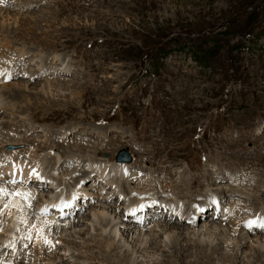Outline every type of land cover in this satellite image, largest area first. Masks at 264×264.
<instances>
[{"label": "rangeland", "instance_id": "obj_1", "mask_svg": "<svg viewBox=\"0 0 264 264\" xmlns=\"http://www.w3.org/2000/svg\"><path fill=\"white\" fill-rule=\"evenodd\" d=\"M153 45L160 52H150ZM20 50L25 51L22 57ZM54 55L62 58L60 65L52 63ZM193 55L203 59L195 60ZM4 65L12 77L0 82V107L5 104L8 109L0 115V143L12 139L21 143L5 144L0 164L6 165L9 156L5 155L13 148L26 163L31 159L32 165L34 158H42L45 166L49 162L47 168L54 165L44 156L51 157L48 154L59 153L66 160L52 174L56 188L48 184L39 189L43 182L33 186L36 202L41 196H54L62 187L66 193L78 175L80 189L95 183L92 196L84 194L78 202L81 207H72L77 211L59 217L61 222L84 221L79 224L89 230L82 239L73 240L78 251L72 257L67 253L66 260L59 252L62 261L57 259L55 264H105L103 255H108L107 264H126L124 259L115 260L116 249L88 248L89 239L96 235L88 227L92 210L117 211V206L123 210L122 201L137 192H161L159 187L173 180L185 188L180 209L196 202L201 207L212 204L216 197L217 216L222 208L232 216L231 224L223 228L213 207H205L207 214L199 224L205 223L198 228H208V233L199 232L194 238L202 235V241H197L202 243L201 255L193 248L182 250L181 255L188 257L181 264H221L220 252L205 248L218 244L224 248L222 253L235 256L236 264H264V256L255 261L248 248L251 244L259 250L264 245L262 233L259 243L250 232L242 249L235 247L241 230L248 231L243 219L256 220L264 210V0H0V71ZM28 73L35 79L28 78ZM24 84L29 88L19 91L20 96L5 95L4 86ZM77 144L85 146L84 152L76 150ZM120 150L128 155V160L119 158L128 165L126 183H133L129 187L136 193L131 195L128 189L121 200H107L115 192L104 181L99 186V171L85 179L79 171L86 161L96 162L94 157L112 166ZM55 166L47 170L51 173ZM114 178L121 183V177ZM27 183L29 179L20 185ZM221 189L224 193H219ZM167 190L163 187L162 192ZM51 201L48 204L53 207ZM30 208L29 217L34 219L37 215ZM160 215L161 219L154 216L144 223L143 233H163L159 226L164 212ZM115 217L114 221H122ZM177 226L183 230L177 248L183 249L187 237H194L191 224L182 220ZM159 237L157 243L163 246L166 237ZM83 244L88 250L81 248ZM22 248L17 249L16 264H44L43 259L33 262L31 252L26 254ZM44 249L42 258L45 253L53 257L55 248ZM156 250L149 249L134 262L164 259L163 264H175L180 254L171 260V254L159 256ZM0 252L4 258L8 249L0 248Z\"/></svg>", "mask_w": 264, "mask_h": 264}, {"label": "bare ground", "instance_id": "obj_2", "mask_svg": "<svg viewBox=\"0 0 264 264\" xmlns=\"http://www.w3.org/2000/svg\"><path fill=\"white\" fill-rule=\"evenodd\" d=\"M20 52L22 53V54H20L22 57L24 55L25 51L20 50ZM8 62H7V64H8ZM52 63L55 66L60 65L62 63V58L58 55H54V61H52ZM8 66H9V64H8ZM63 66H62V68L64 69ZM38 68H39V66L37 67V69ZM67 69L65 68V71ZM28 74L30 75V76H28V78L33 77V76H31L32 75L31 73H28ZM11 77H12V74H10V71H8V69L4 65V67L2 68V71H0V82L3 83L5 80L10 79ZM33 79H35V77H33ZM47 85H49V84H47ZM15 86L14 87H12L10 85L4 86L3 88L7 91L5 93V95L8 94V96L10 95L11 97H13V96L15 97L16 95L18 96L20 94L19 91H22V90L26 91L25 89L29 88L25 84H24V86L18 85L17 88ZM49 86H48V89H50ZM44 93H48V92H44ZM2 97L0 96V98H2ZM6 100H7V98H6ZM7 110H6L5 104L1 105L0 115L7 113L6 112ZM0 123H2V122H0ZM15 125H16V123H15ZM1 127L5 128V127H7V124H5L4 126H1ZM69 130L71 131L73 129H69ZM91 136H94V133ZM95 136H96V133H95ZM8 143H9V145L10 144L18 145L19 143H21V141L18 139L1 141L0 151L4 150V148H3L4 145L8 144ZM77 146L79 148L81 147V149H78V147H75L76 150H80V151H83V148L85 147V146H82L79 144H77ZM10 152H13V153L16 152V155H12V154H10ZM31 152H32L33 156L34 155L37 156V154H34L35 153L34 150H31ZM2 153L4 154L6 152L3 151ZM18 154H20V152L17 151V148L11 149L5 155L6 158L9 156V159L6 161V165L0 164V180L3 179L5 181L3 186H1V184H0V189L4 190L3 192H0V248L8 249V254L6 256L8 257V262H12V264L15 263V258L18 255L17 249L21 248V247H23V248H25V247L26 248H34L33 251H28L27 249L22 248V250L26 254L31 252V254L33 255L32 257L35 259L33 262H37L40 259H43L42 261H44V264H55V260L58 259V260L62 261V257H63V260H66V259H68L67 253L71 254L70 257H72L73 254L76 251H78V249H76L77 247L74 248L72 246L73 240L82 239V236L87 235L86 232L89 229L88 230L83 229L79 223L84 222V221H80V220H77L76 222H74L72 220L71 221L70 220L64 221L65 220L64 219L62 221L66 222V223H64V225H62V226L52 225L54 223H51V222H57L58 221L57 219H55L54 216L58 215L59 213H62L63 208L65 211V209L70 207V206H78V204H79L78 202L82 199V197H85L84 194H86V196H89V197L92 196L93 191L91 190V186L95 185V183L92 184V182H91V185L89 187L85 186V189H83V187H82V189H80V187L83 186V184L78 182L79 180L77 178H79V175L77 178L74 177L72 179L73 183H71V185L67 187L66 191L67 190L68 191L66 193H63L64 187H62V189L58 188L59 192H56L57 194L61 195L60 197H59V195H57L53 198H50V197H52L51 194H50L51 195L50 197H45V196L39 197L40 200L39 199L38 200H39L40 204L37 207V211L31 210V212H33V213L35 212L37 216L45 217L48 214L45 212H44V214H41V210L42 209L47 210L48 207L51 208L52 206L48 204V201L52 200L51 202H53V205H54L52 208H54V209H52V211L51 210L49 211L50 214H53L51 219H50L51 215H49L50 217H45L42 219H39L37 216H35L34 219H30V217H29L30 214H28L29 209L27 210V213L25 210L27 209L26 207L29 206L32 198L36 196L34 194V190H33L34 188L30 187V185L35 186V185H38V183H42V182L45 183V180H37L36 177L34 175H32L33 170H35L36 173H38L40 177L46 179V183H49V184H51V186L53 185V188H56V187H54V185L57 184V182H55L56 178L54 179L52 177V174L55 175V173L58 172V171L56 172L57 168L62 169L63 168L62 166L65 165L66 160L61 159L62 157L59 153H55L53 155L48 154L51 157L44 155V156H46L47 161H53V164L56 165L55 168L53 167V171L50 173V170L48 171L47 169H49L50 167H52L54 165L49 166L47 168V163H49V162H46V166H45L44 160L41 157L40 158L42 161L41 160L40 161L35 160V158H34V160H33L34 164L33 165L31 164V159H30L28 161V163H29V165L31 164V166L29 167L28 163H26L24 158L20 157ZM1 155L2 154H0V156ZM13 157L14 158L20 157L21 160H15V159H13ZM0 158H2V157H0ZM94 159H97V161L93 162L92 164H91V162L86 161V164L83 165L84 167L80 169L79 173H80V175L83 176V179H85L86 176L88 177L90 174H92L94 172V170L99 171V175H98L99 176L98 178H100L99 179V186H101L103 183L106 182V183L110 184L109 188L115 192V194H113V193L108 194L109 196L105 193V195H107L109 197V198L107 197L108 198L107 200H111L114 198L116 200H121L122 197L125 196L123 194V192H127L128 189L132 190L129 192V194L133 195L136 193L135 191H133L134 187H129V185H131L133 183L130 182L131 184H129V185H127V183H126V180L128 178L126 176V172L128 171L127 170L128 165L126 162L117 161L114 159L117 162H113L112 166L108 167L104 163L101 164L100 158L94 157ZM33 161H32V163H33ZM89 161H90V159H89ZM92 161H94V160L92 159ZM0 162H2V161H0ZM86 165H89V166L86 167ZM42 166H44L45 168H42ZM110 174L112 176L111 178L108 176ZM115 176L121 177V183L114 180ZM133 176L134 175H132V177ZM70 178H72V177H69V179ZM19 179L21 181H23L25 179H29V183H27L26 186L20 185V184L18 185L17 181ZM102 179L104 181L103 183H102ZM93 180H94V178H93ZM13 181H15L14 186H12ZM148 181H151V180H148ZM175 182L178 184V186H174ZM8 184H10V185H8ZM135 184L137 186L138 182H135ZM42 185H44V184H42ZM42 185H39V186H42ZM39 186H37V187L39 188ZM49 187H50V185H49ZM125 187H127V189ZM163 187H164V189L168 188L167 194L162 192ZM58 189H57V191H58ZM159 189L161 192L157 191L154 193H149V192H146L147 190L143 191V192H137L138 194H136L134 196V198H132L128 201H122L123 205L121 207H123L124 211L119 209V206L115 207V208H118L117 211L113 210V211L109 212L108 210H106L107 209L106 207H102L98 210H92V217H91L92 220H90L91 224L88 227L91 230H94L96 232L95 233L96 235H95V237H91L89 239L90 245L88 248L90 249V247L91 248H103L104 247L103 251H105V252L111 248H113L112 251H114V249H116L115 256H114L115 260L120 261V259H124L126 261V264H138L139 262L138 263L134 262L137 260L136 257L138 255L143 256V253L146 254V252L149 249H154V250L157 249L155 254L158 253L159 256H160V253L162 255L164 253L171 254V256H168L169 258H171V260L174 258L175 254H177V252H180V254L176 257L177 262L175 264H181L182 261H180V260L182 258L188 257V255H185V256L181 255L182 250L190 251L187 249L193 248V249L198 250V252L201 255L200 251H202L203 248H201L199 245L202 243L197 242V241H202V235L199 236L198 239H194V238H195V236L200 235L202 232H207L209 230L207 228L204 231H201V228L200 227L198 228L199 225H201V227L204 226L205 222L201 223V224H199V223H200V220L202 218H204V215L207 214V212H205L204 209H201L202 211L200 213H196L195 215H193L194 211L200 210V206H197L198 205L197 202L194 205L191 204L190 207L186 208L185 210L180 209L181 208L180 204L182 203V200L180 198V196H181L180 193L184 192L185 188L181 187V185L176 180H173L171 182V184H168V181H167V183L165 182L163 184V186L161 185L159 187ZM60 190H61V192H60ZM4 192H6V195L4 194ZM169 192H171V193H169ZM219 193H224V190L221 189L219 191ZM162 194L167 195V198H165V196L163 197ZM142 195L146 196V197H143ZM74 197H75V199H74ZM101 197H103V195ZM221 197L222 196H220L219 199L221 201H223L224 198L222 199ZM176 201H178L177 204L179 205L177 207H175V205H174V203ZM212 201H213V203L211 205H209V203L208 204L202 203L203 204L202 207L211 206V207H213V210H215V214H216L217 212H219L220 202L216 197H213ZM36 203L38 204V202H36ZM84 203H86V201ZM165 203L167 204L168 211L165 212L164 215H162L163 217H162L161 225L160 226L158 225L161 232L163 231V233L162 234L156 233L155 231H146L145 233H143L144 223L147 222V220H150V218L156 219V218H154V216L161 219V215L158 216V214H160L161 212L162 213L164 212L163 211L164 210L163 204H165ZM6 205H7V207H5ZM65 205H67V206H65ZM80 205H81V203L79 204V207H81ZM129 205H136L138 207V209L131 210V212L134 216L133 219H131V217L126 214L128 207H130ZM160 206H162V208H159ZM72 209H70L71 212H73ZM223 210L224 209L222 208L221 211L223 212ZM222 212L220 215L217 216V214H216L214 217L217 218L220 216L218 223H220V225H222V227L224 228V226L231 224L230 221H231L232 216H228L227 215L228 212H223V213ZM211 214L212 213H210L209 215H211ZM73 215H74V213H73ZM73 215L71 216V219H72ZM116 215L117 216L119 215L122 218V221H120V222H118L117 220L114 221L116 219V217H115ZM263 217H264V210H261L257 214L256 220H254L255 218H253V217L243 219V222H242L243 228L245 229V227H247L246 229H248V231L244 232V230H241V232L238 234L239 240L237 241V244L235 245L237 250L242 249L241 247H243V245L247 241L250 232L255 233V239L257 240V243H259V240H260L259 233L263 234V239H264V227H261V226H260V228L258 227L259 225H262L264 223V220L262 219ZM182 220L188 221V224L189 223L191 224V229H192L191 233L194 236L191 239L186 236L187 240H188V245H185V248H183V249L177 248L180 241H181V237L183 236V235H181L183 230L181 227L177 226V224L179 222H181ZM235 221H236V225H234V226L236 227L238 219H235ZM250 221L253 222L251 224V226H249ZM58 227H64V228H58ZM133 229H134V231H132ZM212 229L216 230L217 227H213ZM72 231H73V234H70ZM66 232H69V234H67ZM199 232H200V234H199ZM29 235L31 236L30 240L28 239ZM69 235H71V236H69ZM159 236H165L166 237V243H164L163 246L160 245L161 244L160 242H159L160 244L157 243L161 239ZM70 237H73V238H70ZM117 237H119L118 240H116ZM225 237H226V235H225ZM184 238L185 237H183L182 241L184 240ZM227 239L230 240V237H227ZM192 240H194V241H192ZM191 243L193 244V246H191L192 245ZM55 244L57 246L62 244L63 248L62 249L59 248L57 250L58 247H56ZM101 244H103L104 246H102ZM47 246H48V248H55V250L52 249L53 251L51 252V253H53V257H48L49 254L46 255V253L44 252L45 257L42 258L43 253H41V251L42 250L45 251L44 248H47ZM87 246L88 245L83 244L81 248L86 250ZM205 248L210 249V250H208V251H210V253H213V251L215 254H217V252H220V254L222 255V256H220L221 257V264H236V262H234L236 260L235 256H232V255L227 254V253L226 254L222 253L221 251L224 250V248H220V244L210 246L209 248L206 246ZM248 248H250L249 251L252 253L251 256L253 257V259L255 261H259V259L264 256V253L261 254V251H260L261 249L262 250L264 249V245L260 244L259 250H256V249L254 250L253 246L251 247V244L249 245ZM172 249H174V251H172ZM61 250H63V251H61ZM99 250L102 252L101 249H99ZM61 252H63V254ZM58 253L62 257H60L58 255ZM84 253H85V251H84ZM147 255L149 256V254H147ZM77 256H79V254H77ZM107 256L108 255H103V257H102V262H104L105 264L108 263L109 258ZM91 257L92 256H89L90 259H91ZM216 257L218 258V256H216ZM142 258H145V257H142ZM199 259H201V256H199ZM163 261H164V259L161 260L159 263H156L157 261L153 260L151 263H149L148 261L145 260V263L146 264H163L162 263ZM170 261L168 263H170ZM1 262H3L4 264L8 263L0 255V264H1ZM21 264H23V263H21ZM140 264H143V263L140 262ZM170 264H172V261ZM187 264H191V263H187ZM237 264H240V263H237Z\"/></svg>", "mask_w": 264, "mask_h": 264}, {"label": "snow or ice", "instance_id": "obj_3", "mask_svg": "<svg viewBox=\"0 0 264 264\" xmlns=\"http://www.w3.org/2000/svg\"><path fill=\"white\" fill-rule=\"evenodd\" d=\"M32 175H34V176L36 177L37 180L42 179V178L39 176V174L36 173L35 170H33ZM14 182H15V181H13V183H14ZM3 191H4L3 189H0V192H3ZM74 199H75V197H74ZM65 206H67V205H65ZM5 207H7V205H6ZM44 212H46V209H42V210H41V214H44ZM252 223H253V222L250 221V222H249V226H251ZM259 226L264 227V224L259 225ZM28 239H29V240L31 239V236H30V235H29Z\"/></svg>", "mask_w": 264, "mask_h": 264}, {"label": "trees", "instance_id": "obj_4", "mask_svg": "<svg viewBox=\"0 0 264 264\" xmlns=\"http://www.w3.org/2000/svg\"><path fill=\"white\" fill-rule=\"evenodd\" d=\"M161 46V45H160ZM157 46H152V47H150V52H153V51H155V54L156 53H158V52H160V49H158V47L156 48ZM156 48V49H155ZM195 48V47H194ZM203 51V50H202ZM165 53V52H164ZM193 58H196L195 60H200V59H203V56H199V57H196L195 55H193Z\"/></svg>", "mask_w": 264, "mask_h": 264}, {"label": "water", "instance_id": "obj_5", "mask_svg": "<svg viewBox=\"0 0 264 264\" xmlns=\"http://www.w3.org/2000/svg\"><path fill=\"white\" fill-rule=\"evenodd\" d=\"M125 157H126V154H125V152L124 151H120L119 152V154H118V156L116 157L117 159H125Z\"/></svg>", "mask_w": 264, "mask_h": 264}]
</instances>
